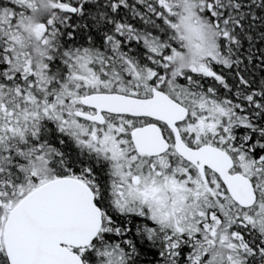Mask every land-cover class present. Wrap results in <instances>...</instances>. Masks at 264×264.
<instances>
[{
    "label": "snow or ice",
    "instance_id": "6c2138e0",
    "mask_svg": "<svg viewBox=\"0 0 264 264\" xmlns=\"http://www.w3.org/2000/svg\"><path fill=\"white\" fill-rule=\"evenodd\" d=\"M0 264H264V0H0Z\"/></svg>",
    "mask_w": 264,
    "mask_h": 264
}]
</instances>
